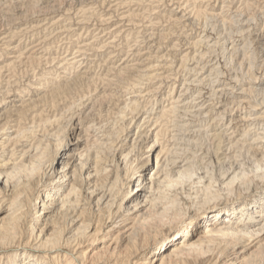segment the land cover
<instances>
[{"label": "bare ground", "instance_id": "6f19581e", "mask_svg": "<svg viewBox=\"0 0 264 264\" xmlns=\"http://www.w3.org/2000/svg\"><path fill=\"white\" fill-rule=\"evenodd\" d=\"M119 1L122 2L123 0ZM185 2L188 5L190 4L196 20H202L206 22V27L211 24V20H216L217 18L220 19V17L223 19V17H225L224 15H221L222 12H217L219 9L212 7L208 0H186ZM155 3L156 1H154L151 5ZM206 4L208 5L206 6ZM250 5L247 3V5L245 4V7ZM28 8L30 9V7ZM90 12L93 14L92 11ZM241 12H243V10ZM177 14L174 11H171L167 16H165V19L167 18L169 22L172 21V23L176 25H178L177 23L179 22L183 23V20H181L182 17L180 18ZM32 16L34 18V15ZM138 16L139 15L131 14L124 17L133 21ZM245 16L247 15L245 14L244 17ZM225 19L229 18H224L221 22L222 24L224 22L226 25ZM230 20L233 21H230V31L233 32L234 29H237L240 31V34L242 33V35L245 34L246 31H250L247 29L248 25L243 27L240 25L237 27V24H240L241 22L236 17ZM245 22L246 21H244V23ZM246 23L248 24L249 22L247 21ZM172 26L174 27V25ZM32 29H34V27ZM64 29L66 28L64 27ZM118 31L120 30H116V32ZM65 32L70 33L68 30ZM225 33H227V31ZM16 35L17 33L11 32L9 37L5 36L0 39V56H2L4 59L3 61H0V77H2V74L5 72H13V69H15L18 64L20 65V63L26 62L33 65L35 62H42L44 60L48 63H54L56 61L60 62V67L64 73H58L56 70H53L52 72L50 71L48 73L52 75V77L49 79L38 73L35 78L40 76L39 79H35L36 81L32 82L29 81L26 86L22 85V87L20 85H16L15 87L14 85L16 83H11L10 81H7V86L0 82V264H264V183L257 184L255 187L250 189V187H252L251 183L253 180L251 181L247 178L248 175L245 169L238 168L237 166L235 167V165L231 163L232 161L236 160V156H234V160L231 161L233 157H230V152L232 150L229 151L231 148H227V146L234 147L233 143L241 144V148L246 147L248 152L251 150L250 152L255 154L254 156L259 159L256 160L259 162L257 163L259 164L257 166L260 167L264 165V130L263 133L254 134L250 132L251 129L248 130L249 128L247 127L248 131L246 130L244 134L241 135L243 136V139H240L241 136L239 135V140L234 141L235 137L231 135L232 133H229L230 128L227 127V129H224L222 126H220H225V124H221L220 120L217 119V116H214V113L212 114L215 105L214 107H212L213 105L209 107L208 104L207 106L209 108H207L205 111H202L201 109H194L198 110L195 112L198 116H194V118L207 115L209 117L207 118L213 121L210 123L211 125L208 124L209 126L206 125L200 127L199 124L198 130H195L194 133H191L193 130L189 132L191 129L186 127L187 122H183L184 119L182 122H180V126H177L176 124L179 129L181 127L184 133L182 135L183 131L181 130L182 132L179 133H181L182 136L179 138L177 137L179 134L171 135L170 133V136L174 137V141L177 137L176 140H178V142L175 141V143H177L179 147H181V145L188 146L190 144L191 146L194 144L193 146L196 147L199 145V141H204V139L209 138V141H211V146L214 149L213 152L215 151L214 153L216 154L215 157L217 163L221 165L219 167L222 168V165H227L228 167L221 170L222 174L224 175H222L224 178L222 177L223 180H221V184L224 187L223 189L227 190V192H224L227 193L228 196L234 195L233 198L228 197L219 201L213 207H207L208 202L218 200L219 197L224 194V192L221 190L222 187L218 191H212L213 189L211 190L208 184L204 185L205 187L202 189L203 192H201L204 194L201 195L203 199L197 203L201 205L196 204L198 206L197 212L190 213L192 211L189 210L190 212L188 213V210H185V213H183L181 210L182 208H178L180 205L177 201V196L179 195L176 193V189H178L177 186L181 185L183 187L182 190H184L185 186H187L186 183L189 185V187L195 185L197 186L198 184H202L206 181V176L197 177V173L195 174V164H198L197 162L199 161L201 162V158L193 156L198 161L188 157L182 158V153H180V155L178 154V151H176L178 150V147L176 146V150L174 149L175 147H171L170 142L174 143V141L172 140V137L169 140V137L167 136L169 134V130L165 122L170 119L171 115V119L173 117L174 119H178L177 113L182 110H184V113H190V110L193 109L190 104L194 105V102L186 103L185 101V104L181 105L179 99L175 101L173 100L170 104H168L169 106L166 105V107L161 108V110L157 113L153 108L147 109L148 106H145L146 104H150L148 103L150 102L149 100H151L150 98L153 97V94L157 93L156 91L154 92L156 89L154 85L155 81L164 80L166 78L168 79L169 75L167 73L169 70H172L173 65L171 64L174 62L171 63L169 61H165V55L161 57H152L150 54L148 56L149 58L145 62L146 64L141 63L135 67H130L131 65H125L120 68L108 66L107 70L105 69L106 71L104 70V72H96L94 67L88 66L85 71H77L82 64V59L79 60L78 57H75V55L73 58L68 57L69 59L67 57L61 58V53H50L49 51L48 54L46 53V55H49V57L47 56L48 58L46 57L47 59H45V55L42 56L43 54H31L26 50V52H22L21 49L17 48V51L12 52L14 48L11 47L13 46V40L15 39ZM77 36H79V34ZM167 36L169 35L167 34ZM169 39L170 38H168V40ZM206 40L208 39H205L201 36L197 37L196 39L193 37L190 44L195 49L194 56H191L188 53L184 54L179 59V62L181 63V65H179L181 66L180 70L187 71L186 73L189 76V79H187L188 81L195 76L198 78V76L201 74L199 72L202 70H208V75L206 73L201 76H204L203 78H199L201 84L203 82H207V84H213L218 80V77L220 78V72L218 69L221 67L218 69L215 66L208 67L207 61L209 60H205L207 53L205 52L206 54H203L200 51L202 45L204 46L205 44H209V42ZM75 44H77V42ZM99 44L100 43L97 41H92L84 44L83 47L80 46L78 51L82 53L89 49V51L93 50L96 52L99 48H103V46L99 47ZM223 44H226V42ZM175 47L176 46L174 45V48ZM243 47H241V50H243ZM247 48H244V52L246 53L248 52L246 50ZM236 50L237 51H234L235 54L240 52H238V49ZM10 51L13 53V56H9L12 54H8ZM139 52L140 51H138V53ZM208 52L209 53L207 56L210 55L211 51L209 50ZM235 54L232 52L230 55V59L232 61L234 60L233 57ZM242 55V57H244L246 54L243 53ZM133 56L136 58L138 55L133 54ZM262 56L264 58L263 54ZM247 57L246 59H243L247 60L250 58V56L248 58ZM252 57L248 60L251 67L256 64ZM161 58H163V61H161ZM170 58L168 57V59ZM106 59L105 61L101 60L99 64H107ZM170 60L173 61V58ZM191 60L192 62L193 60H196L198 62V66H190L189 62H191ZM237 60L238 59H236V61ZM160 62L169 66L165 67L166 65H161L159 64ZM105 65L103 66L106 67ZM98 68L100 69V66H98ZM252 69L248 68V73L251 72ZM160 70L164 72L158 74V71L160 72ZM241 70L242 69L239 71ZM126 73L127 75L128 73H133V75H131L129 78L128 76L127 78H123L126 76ZM248 73H246L247 75L245 76L247 77V82L248 77H250L249 87L246 88V90L243 89L244 92L242 95L247 92L246 98L249 99L250 97L249 104L252 105L251 107L249 106V109H251L250 111L258 112L257 107L261 104L264 105V98L262 97L259 100L258 95L261 94V92L263 93L264 90H261V88L257 89V86H255L254 83V78L256 77H252L251 79L252 75H249ZM61 74H65L66 76H61ZM212 77H215L216 80L214 81V78ZM114 79L117 80L118 85H123L122 88L127 87V90H124V94L130 91V95L136 94V96L133 95L134 97L121 101V95L115 94L116 90L112 91L113 89L118 88V86L115 85L116 83L114 84L116 88L112 87L113 89H111L110 87L113 85ZM124 80L126 81V85L123 84ZM243 84H245V82ZM185 85L187 86V83ZM17 86H20L21 88ZM102 86L104 88H102L103 90L100 89ZM194 86H197V84ZM198 86H200V84ZM158 87L157 89L160 90V87ZM203 87H205V85ZM119 88H121V86ZM209 88H212V85ZM190 90L186 91L184 89L186 93H188ZM220 90L221 91L215 90V92L217 91V94L218 92H223L222 89ZM224 90L228 91L226 88ZM229 91L232 90L229 89ZM118 92L123 93V90L121 91L120 89V91H117V93ZM173 92L175 91L173 90ZM240 92L242 93V90ZM12 93H15L14 96L16 99L14 101L8 102V99H10V96H12L10 94ZM172 93H168L170 98L173 95ZM126 94H129V92ZM201 95L199 94V97ZM180 96L181 95H179V97ZM251 96L253 97L252 99ZM200 99L201 97L199 100ZM215 99L217 100V98ZM232 99L237 98L234 97ZM211 100L208 101L210 102ZM231 100L228 99L229 102H231ZM105 102H109L111 105L108 110H106L107 116L110 114L113 115V109H111L112 105H115L113 108L117 110L118 115H126L125 113L133 114L135 112L136 114H139V111L140 113H143V110L145 109V115L148 116L143 119L142 125L139 124L137 126L136 131L128 132L124 131L125 129H120L121 131H124L120 132L121 134L125 132L129 134L126 133V138L121 142L118 141L119 144H116L115 142L117 141L114 142L113 139L116 133V137L118 136L119 131L116 133L113 132L114 135L112 133H107L108 136H106V142L101 140L100 135L99 139L95 137L96 134L94 137L97 139H92L90 138V133L94 128L97 127L92 124L94 119L91 120L90 118L95 117V115L98 116V118L105 116L104 114L102 115V113H105V109H107L105 108L104 111L102 110V107L106 106V104L104 105ZM237 102L239 103V101ZM196 103L199 104L198 102ZM241 103L244 102L241 101ZM228 104L230 105V103L227 102L226 105ZM229 105L228 107H230ZM262 105L261 107L263 108ZM221 106L224 105L222 104ZM204 107L202 108L203 110L206 109V107ZM79 108L81 111H84L83 114H77ZM94 109H96L95 115H93L95 112ZM81 111L79 110V113ZM87 111H90V114ZM215 111L218 110L216 109ZM223 111L226 112L227 108ZM193 112L194 111L192 110L191 114ZM186 113L185 115H189ZM115 114L113 116H115ZM124 115L123 117L126 118ZM129 116V119L132 118L131 116H133V119L135 117L137 118L136 115L134 117V114L130 117ZM116 118L120 119V116ZM124 118L123 120L125 121ZM136 118L134 120H136ZM194 118L192 117V119ZM252 118L250 120H253ZM103 119V121L106 120L105 118ZM187 119L186 121H188ZM237 119L242 118L238 117ZM254 119H256L258 122H264V111L262 114L260 113L255 116ZM70 120L73 122V126L71 125L69 129H66L65 123H68V121L70 122ZM123 120L122 122H119H121V125L123 123L124 127L125 125ZM94 121H96V119ZM176 121H173V123H176ZM199 121H202V118ZM233 122L238 123V121H232L231 124H233ZM95 124L97 123L95 122ZM108 124L109 123H107V125ZM146 124L147 127H144ZM104 125L103 128L106 126ZM117 125H119V123ZM171 125L175 126V124H172V122ZM120 126L117 127L120 128ZM233 126L234 125H232V127ZM127 127L130 129L129 126ZM153 127H155V129H152ZM258 128L260 129V126ZM258 128H256V130ZM113 130L116 131V126ZM172 130L174 129L172 128ZM97 132H99L98 129ZM132 132H134V134L130 136V133ZM235 133L237 134V130ZM194 134H198V138L200 137L201 139L198 141V138H196ZM109 135L111 137L113 136V138H110ZM102 137H104V135ZM249 138L252 140H248ZM119 139H121V137H118V140ZM147 143L149 144L147 147H145ZM106 146H110V149L115 152L113 154L110 153V149V152H107L109 155L112 154L111 159L107 157L108 154H103L106 153ZM146 148L149 149V151L146 152ZM242 149L244 150V148ZM181 150L185 152L186 149L182 148ZM210 151L212 150H209V152ZM235 151H232V153H235ZM135 152L138 153L133 157ZM209 152L207 153L209 154ZM242 152L239 150V152H236L234 155ZM250 152L247 154V156L250 154ZM194 153L197 154V152H193L192 155ZM245 153L246 152H244V154ZM102 154L107 155V158L103 157ZM188 154H190V151ZM188 154L186 155L188 156ZM198 155H200L199 152L197 156ZM259 155H262L261 159L259 158ZM133 158H135V160H133ZM179 158H182L183 161H181ZM237 158L238 160L240 159L239 157ZM251 159L254 160L253 158ZM242 160H244V158ZM130 162L133 164V166L135 164L132 170H128L129 167H127L128 163ZM205 162H207V160ZM209 163L207 164L209 165ZM201 164H199V167ZM238 164L239 163L236 165ZM206 168H208V166ZM254 175L256 178L264 180V172H261L260 174L255 173ZM194 176L198 179V182L194 181ZM212 178L210 180H212ZM236 182H241L242 186L239 188H237L239 185L235 187L234 184H237ZM221 184L220 186H222ZM219 188L220 187H218V189ZM221 191L223 194L219 193ZM159 198H164L167 200V207H164V212L168 213V210L172 211V213H170L171 217H169L166 222L163 221L164 223H162L164 224V227H167V230L164 231L160 230L158 225H155L151 222L153 216L152 213L154 210H156V201ZM211 210H215L216 212L210 213L209 211ZM156 222L157 221H155V223Z\"/></svg>", "mask_w": 264, "mask_h": 264}, {"label": "rangeland", "instance_id": "374dc122", "mask_svg": "<svg viewBox=\"0 0 264 264\" xmlns=\"http://www.w3.org/2000/svg\"><path fill=\"white\" fill-rule=\"evenodd\" d=\"M12 1V2H11ZM26 1V2H25ZM52 1V2H51ZM62 3H61V2ZM0 0V39L5 37V36H8L10 35V33L14 32V33H17L15 39L13 40L14 43H13V46L11 48H14L12 52H15L17 51V49H21L22 52H26L28 51L29 53L31 54H37V55H42L44 56L45 55V59H47L49 57V55H46V53L48 54L49 51L50 53L53 52V53H58L60 54V57L62 58H65V57H69V58H73L74 55L75 57H78L79 60L82 61V64L81 66L78 68L77 71H85L86 68L89 66H92L94 67V70L96 72H104V70L106 69L107 70V67L108 66H113V67H116V68H120L122 66H125V65H131L130 67H135L136 65L138 64H141V63H145L147 61V59L149 58L148 56L151 54L152 57H161V56H164V60L165 61H169V62H174L172 63L171 65H173L172 67V70H169V72L167 73L169 75L168 79H164V80H156L154 85H155V90L154 92L156 91L157 93L156 94H153V97H151L149 100L150 104H146L145 106H148L147 109H151L153 108L154 111L159 112L161 110V108L163 107H166L169 106L168 104L171 103V101H175V100H178L180 101V104H185V101L186 103L188 102H191L193 103L194 105L190 104L192 106V109L194 112L191 114L192 110H190L191 112L190 113H186V114H189V115H185L184 113V110L178 112L177 114V117L178 119H174V117L171 119H168L167 122H165L168 126V130H169V134L167 135L169 137V140L171 139L172 136H170V133L171 135L172 134H179L177 135V137H181L184 133V131L177 127L178 125L180 126V122L184 121L183 122H187L186 123V127L187 128H190L191 130H189V132H192L191 133H194L195 130H198V127H199V124H200V127L201 126H209L211 125L210 123H212L213 121L211 119H208L209 117L207 115H204V116H199V117H195L198 119H195L194 116H198L195 112H197L199 109H201L202 111H205L207 110V108L211 107H214V111L212 112V114L214 113V116H217V119L220 120L221 124H225L224 125H220L222 126L224 129L227 127H229L230 131L229 133L235 137L234 138V141H238L240 136L244 134V132L247 130V127L249 128L248 130H250V132L254 133V134H259V133H263V130H264V122L262 121H256L255 116H257L258 114H262V112L264 111V105L263 108L260 106L257 107V111H250L251 109H249L252 105L249 104L250 102V97L249 99L246 98V93L243 94L244 90H246V88L249 87V80H250V77H248V82H247V77L245 75H247L246 73H248V68H253L251 72H249L248 74L252 75L251 76V79L252 77H256L254 78V83H255V86H257V89L258 88H261V90H264V58L262 56V54L264 55V1L263 0H208L209 3H211L212 7H214L215 9H219L217 10V12L221 13V15L225 16L223 17L224 18H229V19H225L226 20V25L222 24L221 21H223V19H220L217 18L216 20H211V24H214V25H211L209 24L207 27L205 26V23L204 21L202 20H196V18L194 17V13H193V10L191 9V6L190 4L188 5L185 1L186 0H123L122 2H120L119 0ZM86 1V2H85ZM154 1H156L155 4L151 5ZM200 1H204V0H200ZM217 1V2H216ZM219 1V2H218ZM246 1V2H245ZM80 2V3H79ZM148 2V3H147ZM233 2V3H232ZM244 2V3H243ZM38 3V4H37ZM132 3V4H131ZM240 3V4H239ZM247 3L250 5H253V6H248V7H245V4L247 5ZM72 4V5H71ZM182 4V5H181ZM188 6H187V5ZM260 4V5H259ZM55 5V6H54ZM63 5V6H62ZM120 5V6H119ZM208 4H206L207 6ZM228 5V6H227ZM240 5V6H239ZM15 6V7H14ZM47 6V7H46ZM61 8H60V7ZM119 6V7H118ZM24 7V8H23ZM30 7V9L28 8ZM36 7V8H35ZM156 7V8H155ZM237 7V8H236ZM251 7V8H250ZM27 8V9H26ZM44 8V9H42ZM247 8V9H246ZM249 8V10H248ZM24 9V10H23ZM38 9V10H37ZM119 9V10H118ZM45 10V11H44ZM89 10V11H88ZM116 10V11H115ZM148 10V11H147ZM150 10V11H149ZM191 10V11H190ZM243 10V12H241ZM246 10V11H245ZM27 11V13H26ZM44 11V12H43ZM56 11V12H55ZM69 11V12H68ZM81 11V12H80ZM94 14H91V12ZM96 11V13H95ZM171 11H174L180 18L181 20H183L182 22L183 23H177L178 25L169 22V20L166 18L165 19V16H167L169 14V12ZM237 11V13H236ZM249 11V12H247ZM34 13V14H33ZM84 13V14H83ZM87 13V14H86ZM136 13V14H135ZM26 14V16H25ZM29 14V15H27ZM83 14V15H82ZM139 15L136 19H134L133 21L132 20H129L127 18H125L124 16H129V15ZM149 14V15H148ZM236 14V15H235ZM239 14V15H238ZM246 14L247 16L244 17V15ZM256 14V15H255ZM22 15V16H21ZM34 15V18L33 16ZM75 15V16H74ZM89 15V16H88ZM235 15V16H234ZM241 15V16H240ZM95 16V17H94ZM106 16V17H105ZM141 16V17H140ZM228 16V17H226ZM79 17V18H78ZM88 17V18H87ZM236 17L238 20H239L241 23L237 24V27H239L240 25L243 27V26H247V29L250 30L249 32H245V34L242 35V33L240 34V31H238L237 29H234V31H230L229 30V26H230V19ZM251 17V19H250ZM76 18V19H75ZM112 18V19H111ZM192 18V19H190ZM16 19V20H15ZM23 19V20H22ZM79 19V20H78ZM102 19V20H101ZM7 20V21H6ZM27 20V21H26ZM99 21V22H98ZM244 21H248L249 23L247 24L246 22L244 23ZM3 22V23H2ZM27 22V23H26ZM51 22V23H50ZM78 22V23H77ZM218 22V23H217ZM233 22V21H232ZM83 23V24H82ZM195 23V24H194ZM200 23V24H199ZM229 23V24H227ZM244 23V24H242ZM262 23V24H261ZM128 24V25H127ZM85 25V26H84ZM135 25V26H134ZM140 25V26H139ZM174 25V27L172 26ZM189 25V27H188ZM218 25V26H217ZM257 25V26H256ZM259 25V26H258ZM39 26V27H38ZM177 28H176V27ZM211 26V27H209ZM214 26V27H213ZM263 26V27H262ZM28 27V28H27ZM34 27V29H32ZM64 27L66 29H64ZM173 27V29H172ZM187 29H186V28ZM224 27V28H223ZM228 27V28H227ZM257 27V28H256ZM261 27V28H260ZM59 28V29H58ZM24 29V30H23ZM30 31H29V30ZM120 30L118 32H116V30ZM194 29V30H193ZM246 29V30H247ZM22 30V32H21ZM66 30L70 31L69 32H65ZM170 32H169V31ZM215 30V31H214ZM18 31V32H17ZM27 31V32H26ZM65 33H64V32ZM183 31V32H182ZM185 31V32H184ZM214 31V32H213ZM227 31V33H225ZM231 33H230V32ZM237 33H236V32ZM263 31V32H262ZM21 32V33H20ZM161 32V33H160ZM207 32V33H206ZM212 32V33H211ZM218 32V33H217ZM224 32V33H223ZM235 32V33H234ZM252 34H251V33ZM75 33V34H74ZM77 33V34H76ZM191 33V34H190ZM71 34V35H70ZM79 34V36H77ZM113 34V35H112ZM153 34V35H152ZM164 34V36H163ZM167 34L170 36H167ZM180 34V35H179ZM182 34V35H181ZM225 34V35H223ZM238 34V35H237ZM240 34V36H239ZM247 34V35H246ZM250 34V35H249ZM75 35V36H74ZM234 35V37H233ZM82 36V37H81ZM154 36V37H153ZM203 37L205 39H208L206 40L207 42H209V44H205L204 46L209 48H205L203 45L202 47L200 48L201 52L203 54H208L209 50L211 51L210 55L207 56L206 54V61H207V65L208 67L210 66H215L217 67V69L219 67H221L219 70L220 72V78L218 77V80L216 81L217 82V85H216V82H214L213 84L211 83H208L207 82H203L201 84V81H199L200 79L199 78H203L201 77L202 75L206 74L208 75V70H202L200 71L199 73L200 76H195L193 77L191 80H187L189 79V76L187 75V71L185 70H180L181 69V63L179 62L180 58L184 55V54H188L191 55V56H194L195 54V49L192 47V45L190 44V42H192V38L194 37L195 39L197 37ZM229 36V37H228ZM247 38H245V37ZM255 36V37H254ZM258 36V37H257ZM73 37V38H72ZM80 37V38H78ZM114 37V38H113ZM133 37V38H132ZM166 37V38H165ZM174 37V38H172ZM176 37V38H175ZM185 37V38H184ZM188 37V38H187ZM214 37V38H213ZM226 37V38H225ZM228 37V38H227ZM232 37V38H231ZM253 37V38H252ZM78 38V39H77ZM168 38H170L168 40ZM100 39V40H99ZM161 39V40H160ZM174 39V40H173ZM229 39V40H228ZM46 40V42H45ZM78 40V41H77ZM61 41V42H60ZM92 41H97L99 44V47L103 46V48H99L96 52H94L93 50H86L84 52H79L78 49L81 47L84 46V44L86 43H89V42H92ZM183 41V42H182ZM188 41V42H187ZM213 41V42H212ZM218 41V42H217ZM220 41V43H219ZM77 42V44H75ZM81 42V43H80ZM113 44H112V43ZM123 42V43H122ZM134 42V43H133ZM162 42V44H161ZM226 44H223L225 43ZM241 42V43H240ZM21 43V44H20ZM179 43V44H178ZM188 43V44H187ZM216 43H219V44H216ZM233 43V44H232ZM235 43V44H234ZM251 43V44H250ZM253 43V44H252ZM60 44V45H59ZM83 44V45H82ZM136 44V45H135ZM211 44H212V47H211ZM214 44V46H213ZM223 44V45H221ZM230 44V45H229ZM239 44V45H238ZM243 44V45H242ZM245 44V46H244ZM257 44V45H256ZM262 44V45H261ZM173 45V46H172ZM174 45L176 46L174 48ZM216 45V46H215ZM232 45V46H231ZM237 45V46H236ZM253 45V46H252ZM15 46V47H14ZM53 46V47H52ZM60 46V47H59ZM187 46V47H186ZM226 46V47H225ZM244 46V47H243ZM249 46V47H248ZM127 47V48H126ZM233 47V49H232ZM239 47V48H237ZM243 47V50H241ZM247 48L246 50L248 51L247 53L244 52V48ZM252 49H251V48ZM17 48V49H16ZM68 48V49H67ZM118 48V49H117ZM192 48V49H191ZM232 50H231V49ZM238 49V52L239 53H234V51H237L236 49ZM254 48V49H253ZM257 48V49H256ZM174 49V50H173ZM263 51H262V50ZM26 50V51H25ZM215 50V51H214ZM228 50V51H227ZM255 50V51H254ZM8 52L9 53H12V52ZM36 53H35V52ZM55 51V52H54ZM112 51V53H111ZM138 51H140L138 53ZM174 51V52H173ZM176 51V52H175ZM214 51V52H213ZM226 51V52H225ZM33 52V53H32ZM77 52V53H76ZM106 52V53H105ZM206 52V53H205ZM213 52V53H212ZM224 52V53H223ZM235 54L234 57H233V61L230 59V55L232 54ZM246 54L244 57H242L243 53ZM259 52V53H257ZM261 53V54H260ZM79 54V55H78ZM133 54H137L138 56L136 58H134ZM141 54V55H140ZM169 55V56H167ZM172 55V56H170ZM240 55V56H238ZM9 56H13V53L10 54ZM48 56V57H47ZM86 56V57H85ZM111 56V57H110ZM236 56V58H235ZM238 56V58H237ZM250 56V58L252 57L254 62H256V66L253 65L252 67L249 65V62L248 60L250 58L248 57ZM261 56V57H260ZM47 57V58H46ZM99 57V58H98ZM110 57V58H109ZM168 57L170 59L173 58V61L168 59ZM224 57V58H223ZM246 57L248 58L247 60ZM68 58V59H69ZM102 58V59H101ZM107 58V59H106ZM112 58V59H111ZM168 60H167V59ZM241 58V59H240ZM245 58V59H243ZM100 59V61H99ZM106 59V63H102V64H99L102 61H105ZM153 59V58H152ZM163 58H161V61ZM236 59H238L236 61ZM256 59V60H255ZM3 57L0 56V61H3ZM94 60V62H93ZM110 60V61H109ZM140 60V61H139ZM178 60V61H177ZM244 60V62H243ZM89 61V62H88ZM143 61V62H142ZM242 61V63H241ZM84 62V63H83ZM123 62V63H122ZM178 62V63H177ZM230 64H229V63ZM41 63V64H40ZM46 63V64H45ZM47 61H42V62H35L33 65H31V63H26V62H23V63H20V65L18 64L17 67L15 69H13V72H5L2 74V77H0V82L7 86L8 83L7 81L9 82H13V83H16L14 86L16 87V85H20L22 87L23 86H26L27 83L29 81H36L37 79H39L40 76H38L37 78L36 75L39 73V74H42L44 77L46 78H51L52 75H50L48 72H52L53 70H56L58 71V73H64V71L61 69V63L56 61L54 63L50 62L48 63ZM198 62L196 60H191V62H189V65L190 66H198L197 64ZM212 63V64H211ZM36 64V65H35ZM40 64V65H39ZM90 64V65H88ZM96 66H94V65ZM97 64V65H96ZM99 64V65H98ZM106 64V65H105ZM123 64V65H122ZM146 64V63H145ZM161 65L164 64V66L166 65L165 63H159ZM241 64V65H240ZM38 65V66H37ZM103 65H105L106 67H104ZM233 65V66H232ZM249 65V66H248ZM98 66H100V69L98 68ZM119 66V67H118ZM169 65H166L165 67H167ZM263 66V67H262ZM235 67V68H234ZM237 67V68H236ZM104 68V69H103ZM261 68V69H260ZM99 71H98V70ZM240 69H242L241 71H239ZM255 69V70H254ZM102 70V71H101ZM105 70V71H106ZM180 70V71H179ZM226 70V71H225ZM254 70V71H253ZM260 70V71H259ZM182 71V73H181ZM204 71V72H203ZM222 71V72H221ZM260 73H258V72ZM33 72V73H32ZM164 71L160 70V72L158 71V74L162 73ZM232 72V73H231ZM240 72V73H239ZM254 72V73H253ZM47 73V74H46ZM174 73V74H173ZM222 73V74H221ZM231 73V74H230ZM253 73V74H252ZM239 74V75H238ZM126 76H124L123 78H128L131 77V75H133V73H127L125 74ZM130 75V76H129ZM185 75V76H184ZM223 75V76H222ZM256 75V76H255ZM61 76H66L65 74H61ZM184 76V77H183ZM244 76V77H243ZM178 77V78H177ZM216 77V75H215ZM215 77H212L214 78L213 80L215 81L216 78ZM226 77V78H225ZM242 77V78H241ZM9 78V79H8ZM34 78V79H33ZM196 78V79H194ZM224 78V79H223ZM262 80H261V79ZM30 79V80H29ZM36 79V80H35ZM172 79V80H171ZM182 79V80H181ZM198 79V80H197ZM244 79V80H242ZM176 80V81H175ZM194 80V81H193ZM197 83H196V81ZM237 80V81H235ZM258 80V82H257ZM163 83H162V82ZM184 81V82H183ZM240 81V82H239ZM190 82V83H189ZM194 82V83H193ZM200 82V83H199ZM242 82V83H241ZM245 82V84H243ZM247 82V83H246ZM260 82V83H259ZM5 83V84H4ZM19 83V84H18ZM26 83V84H25ZM116 83V84H115ZM126 81L124 80L123 84H125ZM187 83V86L185 84ZM197 84V86H194ZM223 83V84H222ZM258 83V85H257ZM118 86V88L115 87V85ZM161 84V85H160ZM200 84V86H198ZM210 84V86H209ZM216 86H215V85ZM221 84V85H220ZM236 84V85H235ZM241 84V85H240ZM261 84V85H260ZM114 85V86H113ZM113 85L110 86L111 89L113 88H116V89H113L112 91H115L116 90V93L117 95H121L120 97V100L123 101V100H126L128 98H132L134 96H136V94H131L130 95V91L129 94H126L128 92H126L124 94V90H127L126 88H122L123 85H118V82L116 79H114V82H113ZM184 85V86H182ZM192 88H191V86ZM205 85V87H203ZM212 85V88H209L211 87ZM20 86H17V87H20ZM121 86V88H119ZM159 86L160 87V90L157 89V87ZM175 86V87H174ZM209 86V87H208ZM221 86V87H220ZM241 86V87H240ZM20 87V88H21ZM113 87V88H112ZM158 87V88H159ZM201 87V88H199ZM203 87V88H202ZM230 87V88H229ZM102 87H100L101 90ZM176 90H175V89ZM183 90H182V89ZM211 90H209V89ZM215 88V89H213ZM227 89L228 91H225L224 89ZM118 89V90H117ZM121 91L123 90V93L122 92H118L117 91ZM184 89L187 91V90H190L188 91V93H186V91H184ZM205 89V90H204ZM220 89L223 90V92H218V94L216 93L218 90L221 91ZM232 90V91H229ZM244 89V90H243ZM159 90V91H157ZM166 90V91H165ZM173 90L175 92H173ZM200 90V91H199ZM215 90H217L215 92ZM242 90V93L240 92ZM182 91V92H181ZM198 93H197V92ZM214 91V92H212ZM236 91V93H235ZM172 93V97L170 98V95L168 93ZM202 95H201V93ZM211 92V93H210ZM227 92V93H225ZM230 92V93H229ZM240 92V94H239ZM121 93V94H120ZM176 93V94H175ZM213 93V94H212ZM234 93V94H233ZM181 95L179 97V95ZM184 96H183V95ZM187 94V95H185ZM199 94L201 95V99L199 100ZM211 96H209V95ZM217 96H215V95ZM224 94V95H223ZM226 94V95H225ZM236 94V95H235ZM264 92L261 94H259L258 96V99L260 100L262 97L264 98ZM12 96H10V99H8V102L10 101H14L16 98H15V93H12L10 94ZM134 95V96H133ZM166 95V96H165ZM190 97H189V96ZM198 95V96H197ZM214 95V96H212ZM222 95V96H221ZM232 95V96H231ZM123 96V97H122ZM130 96V97H129ZM156 96V97H155ZM183 96V97H182ZM197 96V97H195ZM219 96V97H218ZM222 98H221V97ZM239 96V97H238ZM118 97V96H117ZM166 97V98H164ZM182 97V98H181ZM185 97V99H184ZM189 97V98H188ZM195 97V98H194ZM209 97V98H208ZM213 97V98H212ZM229 97V98H227ZM237 98V99H232V98ZM13 98V99H12ZM155 98V99H154ZM163 98V99H162ZM173 98V99H172ZM198 98V99H197ZM206 98V99H205ZM212 98V100H211ZM217 98V100L215 99ZM221 98V100H220ZM227 98V99H226ZM244 101H243V99ZM253 97L251 96V99ZM154 99V100H153ZM228 99H232L231 102L228 101ZM153 100V101H152ZM189 100H192V101H189ZM196 100V101H194ZM204 100V101H203ZM208 100H211L210 102ZM213 100H216V101H213ZM239 101V103L237 101ZM247 100V101H246ZM249 100V101H248ZM201 101V102H200ZM242 102H247V103H241ZM196 102H200L199 104H197ZM214 102V103H213ZM218 102V103H217ZM225 102V103H224ZM228 103H230V107H228V105H226ZM234 102V103H233ZM237 102V103H236ZM143 103V102H142ZM203 103V104H202ZM106 104V106L102 107V110L104 111L105 108V113H102V115L104 114L105 116H102L101 118H98V116H96V109L95 112L93 113V115H95V117H91L90 119L93 120L92 124H94L95 127L97 128H94L92 130V132L90 133V138L92 139H99V135L101 136V140H104V142H106V139L108 136L109 133H112L114 135L113 132H118V136L116 137L117 133L115 134V137L113 138V136L111 137L110 135V138H113L114 139V142L116 144H119V142H121L122 140H124L126 138V135L129 134L127 132L121 134L120 132H124V131H128V132H131V131H136L137 129V126L140 124L142 125V121L144 118H146V116L148 115H145L146 112H145V109L143 110V113H140L139 111V114H134V117L135 115L137 116L136 120L133 119V114H130V116L132 117L131 119L128 118L129 114L128 113H125L126 115H124L126 118L123 117V115H118V112L117 110H115L113 108V106L115 105H112L111 109H113V115L115 114V116L113 115H106L107 114V111L108 108L111 106L109 102H105L104 105ZM108 104V105H107ZM153 106H152V105ZM157 104V105H155ZM196 104V105H195ZM207 104L209 105V107L207 106ZM224 105V106H221V105ZM236 104V105H234ZM241 104H244V105H241ZM150 105V106H149ZM198 105V106H197ZM200 105V106H199ZM226 105V107H225ZM234 105V106H233ZM239 105V106H238ZM155 106V107H154ZM158 106V107H157ZM206 107V109H202L203 107ZM220 106V107H219ZM233 106V107H232ZM250 106V107H249ZM195 107V108H194ZM204 107V108H205ZM219 107V108H218ZM235 107V108H234ZM248 107V108H247ZM83 108V107H82ZM223 108V109H222ZM227 108V111H223V110H226ZM232 108V109H231ZM239 108V109H238ZM260 108V109H258ZM194 109H198V110H194ZM218 110V111H215V110ZM229 109V110H228ZM236 109V110H235ZM79 110L81 111V109L79 108ZM79 110L77 112V114H83L84 111H81L79 113ZM240 111V112H239ZM242 111V112H241ZM89 114H90V111H87ZM86 112V113H87ZM183 112V113H182ZM225 112V113H224ZM236 112V113H235ZM87 113V114H88ZM138 113V112H137ZM195 113V114H194ZM223 113V114H221ZM227 113V114H226ZM234 113V114H233ZM243 113V114H242ZM250 113V115H249ZM255 115H254V114ZM221 114V115H219ZM230 114V115H229ZM118 115V116H117ZM140 115V117H139ZM185 115V116H184ZM193 115V116H192ZM219 115V116H218ZM225 115V116H224ZM109 116H110V120H109ZM113 116V118H112ZM120 116V119L116 118V117H119ZM129 116V117H130ZM174 116V115H173ZM181 116V117H180ZM222 116V117H221ZM115 117V118H114ZM186 117V118H185ZM192 117L194 119H192ZM204 117V118H203ZM207 120H206V118ZM227 117V118H226ZM231 117V118H230ZM242 118V119H237V118ZM244 117V118H243ZM250 117L249 119L246 118ZM253 117V118H252ZM98 118V119H97ZM105 118L106 120L103 121ZM108 118V119H107ZM123 118L125 119V121L123 120ZM188 118V119H187ZM202 118V121H199L201 120ZM222 118V119H221ZM224 118V119H223ZM253 119V120H250V119ZM116 119V120H115ZM186 119L188 121H186ZM204 119V120H203ZM237 119V120H236ZM246 121H245V120ZM260 119V118H259ZM109 120V121H108ZM116 121V124H115V121ZM124 122V127H123V123L122 125L120 124L121 122ZM177 120V121H176ZM179 120V122H178ZM194 120V121H193ZM224 120V121H223ZM226 120V121H225ZM231 120V121H230ZM241 120V121H240ZM250 120V121H249ZM101 121V122H100ZM118 121V122H117ZM121 121V122H119ZM127 121V122H126ZM134 121V122H133ZM173 121H176V123ZM192 121V123H191ZM197 121V122H195ZM232 121H238V123L236 122H233V124H231ZM240 121V123H239ZM245 123H244V122ZM249 121V122H248ZM95 122L98 124H95ZM100 122V123H98ZM103 122V124H102ZM109 123L107 125V123ZM112 122V123H110ZM131 125H129L128 124ZM131 122V123H130ZM139 122V123H138ZM171 122L172 124H175L174 125H171ZM178 122V123H177ZM200 122V123H199ZM225 122V123H224ZM230 122V123H229ZM71 123V124H70ZM106 123V124H105ZM119 123V125H117ZM135 123V124H134ZM189 123H190V127H189ZM198 125H197V124ZM203 123V124H202ZM230 125H229V124ZM247 123V124H246ZM251 123V125H250ZM257 123V124H256ZM66 125V129H69V127H71V125L73 126V122H70L68 121V123L66 122L65 123ZM106 126H105V125ZM133 124V125H132ZM177 124V126H176ZM209 124V125H208ZM245 126H243V125ZM68 125V126H67ZM70 125V126H69ZM103 125L105 126L103 128ZM122 128H121V126ZM192 125V127H191ZM232 125H234L232 127ZM237 125V126H235ZM240 125V126H239ZM250 125V126H249ZM262 125V126H261ZM100 126V127H99ZM115 126H116V131H114L113 129H115ZM120 126V128L118 127ZM131 129H128V127ZM194 126V127H193ZM242 126V127H241ZM260 126V129L258 128ZM99 127V128H98ZM144 127H147V124L144 126ZM175 127V128H174ZM238 127V128H237ZM241 127V128H239ZM251 127V128H250ZM263 129H262V128ZM101 128V129H100ZM103 128V129H102ZM127 128V129H126ZM172 128L174 130H172ZM256 128H258L256 130ZM97 129L99 130V132H97ZM112 129V130H111ZM119 129V130H118ZM124 130V131H121V130ZM152 129H155V127H153ZM234 129V130H233ZM253 129V130H252ZM262 129V130H261ZM103 132H102V131ZM110 130V131H109ZM178 130V131H177ZM183 132H182V131ZM237 130V134L235 133V131ZM240 130V131H238ZM247 130V131H248ZM256 130V131H254ZM259 130V131H258ZM108 131V132H107ZM112 131V132H111ZM173 131V132H172ZM176 131V133H175ZM234 131V132H232ZM95 132V133H94ZM179 132H182V135L181 133ZM105 133V134H104ZM108 133V134H107ZM127 133V134H126ZM239 133V134H238ZM241 133V134H240ZM96 134V135H95ZM134 134V132L130 133V136ZM187 134V133H186ZM190 134V133H189ZM235 136H234V135ZM253 134V135H254ZM97 137L95 138L94 137ZM104 135V137H102ZM120 135V136H119ZM124 135V136H123ZM192 135V134H191ZM196 136V138H198V134H194ZM193 135V136H194ZM240 135V136H239ZM94 138H93V137ZM118 137L121 139L118 140ZM176 137V138H177ZM104 138V139H102ZM117 138V139H116ZM175 138V141L178 142V140H176ZM252 138V137H250ZM248 139V140H252V139ZM174 139V137H172V140ZM199 139H201L200 137L198 138V141ZM207 139V138H206ZM204 139V141H197L199 145H197L196 147L193 146L194 144H191L188 145V146H182V148H185V152L182 151L181 147L178 146L177 143H172L170 142L171 144V147L174 148L175 150L177 149L176 146L178 147V154L182 153V158H192L193 160L195 161H198L197 159H195V157L197 158H201L202 161L200 162H197L198 164H195V174L196 176H206L205 178V182L202 183V184H198L197 186H190L186 183L187 186H185L184 190L183 187L181 185L177 186L178 189H176V193L179 194L177 197H178V202H179V207L178 208H182V212L185 213V210H188L187 212L189 213H196L197 212V205H201V204H197L200 202L201 199H203V197L201 196L203 193V188L205 187L204 185H209L210 189L212 191H218L221 189L222 187V191L224 192H227V190H224L223 188V185L221 184V180H223V174H222V171L223 169H226L228 168L227 165H222L223 167H219L221 166L220 164L217 163V160H216V154L213 152V148L211 146V141H209V138L206 140ZM240 139H243V136H241ZM171 140V141H172ZM119 141V142H118ZM111 142V141H110ZM109 142V143H110ZM113 142V140H112ZM209 142V143H208ZM108 143V144H109ZM115 143H113L114 145H116ZM243 143V142H242ZM149 143H147L145 145V147L148 146ZM182 144V142H181ZM201 144V145H200ZM227 144V143H226ZM238 144V145H237ZM110 145V144H109ZM239 146V147H236V146ZM111 146V145H110ZM110 146H106V150L105 152L106 153H103V154H108L107 152H111L110 153H115L113 152L112 149H110ZM233 146L234 147H229L227 146V148H231L229 151H235L236 152H242L244 154V152H246L243 156L242 153H237L236 155H234L235 153H232V151L230 152V157L232 156L233 158L231 159L234 160V156H236V160L232 161L231 163L235 165V167L237 166L238 168H242V169H245V171L247 172V178L250 179L252 181L251 183V186L250 189H252L253 187H255L257 184H262L264 183L263 179L260 180L259 178H256L255 177V173H258L260 174L261 172H264V165L258 167L257 162L256 160L258 158H256L254 155L253 152H250L251 150H249L250 154L247 156V154L249 153L247 148L246 147H242L244 148V150L241 148V144L239 143H236L234 144L233 143ZM107 147H108V150H107ZM195 147V148H194ZM210 147V148H209ZM180 148V149H179ZM197 148H198V151H197ZM212 150L209 152V150ZM225 148V149H227ZM234 148V149H233ZM236 148V149H235ZM110 149V150H109ZM204 152H202L201 151ZM204 149V150H203ZM239 149V150H238ZM190 151V154L189 151ZM242 150V151H241ZM145 151H149V149H145ZM175 151V152H176ZM182 151V152H181ZM228 151V153H229ZM174 152V151H173ZM193 152H199L200 155L197 156L196 153H194L192 155ZM209 152V154L207 153ZM138 153V152H137ZM135 152V154L133 155L136 156L137 154ZM103 157H106L107 155H103ZM112 154H108L107 157H109V159H111L112 157ZM173 154V153H172ZM177 154V152H176ZM188 154V156L186 155ZM202 154V155H201ZM208 154V155H207ZM233 154V155H232ZM240 154V155H239ZM181 155V154H180ZM192 155V157H191ZM211 155V156H210ZM239 155V156H237ZM253 157H252V156ZM172 156V155H171ZM184 156V157H183ZM195 156V157H193ZM209 156V157H208ZM213 156V158H212ZM242 156V157H241ZM258 156V155H257ZM260 159L262 158V155H259ZM106 157V158H107ZM181 157V156H180ZM239 157L240 159L238 160ZM253 158L254 160H252L251 158ZM136 158V157H135ZM135 158H133V160H135ZM182 158H179L181 161H183ZM208 158V159H207ZM244 158V160H242ZM256 158V159H255ZM191 159V160H192ZM210 159V160H209ZM246 159V160H245ZM251 159V160H250ZM204 160V161H203ZM207 160V162H205ZM238 160V161H237ZM259 160V159H258ZM178 161V160H177ZM180 161V162H181ZM245 161V162H244ZM255 161V162H254ZM210 162V163H209ZM216 162V164H215ZM236 162V163H234ZM250 162V163H249ZM202 163V164H201ZM209 163V165L207 164ZM237 163H239L238 165H236ZM243 163V164H242ZM199 164L200 167H199ZM212 164V165H211ZM215 164V165H214ZM248 164V165H247ZM254 164V165H253ZM264 164V163H263ZM137 165V163H136ZM208 168H206L207 166ZM217 165V166H216ZM135 166V164H134ZM133 164L128 163V166L129 169L128 170H132V168L134 167ZM203 166V167H202ZM199 167V168H198ZM219 167V168H218ZM247 167V168H246ZM171 168V167H170ZM258 168V169H257ZM205 171H204V170ZM198 170V171H196ZM255 170V172H254ZM262 170V171H261ZM221 171V173H220ZM201 172V173H200ZM251 172V173H250ZM199 173V174H198ZM204 173V174H203ZM202 174V175H201ZM210 174V175H209ZM221 174V175H220ZM246 174V173H245ZM250 174V175H249ZM208 175V176H207ZM223 175V176H222ZM195 177V176H194ZM212 180H210L211 178ZM223 177V178H222ZM250 177V178H249ZM208 178V179H207ZM210 178V179H209ZM221 178V179H220ZM252 178V179H251ZM196 182H198V179L195 177V180ZM210 181V182H209ZM214 184H213V183ZM218 183V184H217ZM237 184H234L235 187H238L239 188L240 186H242V183L241 182H236ZM212 184V185H210ZM220 184L222 186H220ZM215 185V186H214ZM180 187H182L181 189H179ZM217 189H216V188ZM218 187H220L218 189ZM178 190V192H177ZM181 193H180V191ZM192 190V191H191ZM201 190V191H200ZM185 191V192H184ZM200 191V192H199ZM221 192V194H223ZM219 197L218 200H214V201H211V202H208L207 203V207H213L216 203H218L219 201L221 200H224L228 197H232L233 196H228L227 193H225ZM189 193V194H188ZM201 193V194H200ZM181 194H184V195H181ZM187 194V195H186ZM189 195V196H188ZM204 195V194H203ZM187 196V197H186ZM225 196V197H224ZM227 196V197H226ZM161 197V196H160ZM185 197V198H184ZM223 197V198H222ZM165 201V202H164ZM192 201V202H191ZM197 204V205H196ZM164 207L166 208L167 207V200L164 199V198H159L157 201H156V206H155V209L154 212L152 213V219H151V222L154 223L155 225H158L159 226V229L160 230H167V227H164V222H166L168 220L170 216V213H172L171 210H168L167 212L169 213H166L164 212L165 209ZM192 207V208H191ZM184 208V209H183ZM190 210V211H189ZM157 211V212H156ZM164 212V214H163ZM186 212V213H187ZM210 213L212 212H216L215 210H211L209 211ZM159 213V214H158ZM187 213V214H188ZM157 215H160V216H157ZM164 215V216H163ZM156 217V218H155ZM158 217V218H157ZM165 218V219H164ZM163 219V220H161ZM159 220V221H158ZM155 221H157L155 223ZM164 221V222H163ZM161 222V223H160Z\"/></svg>", "mask_w": 264, "mask_h": 264}]
</instances>
